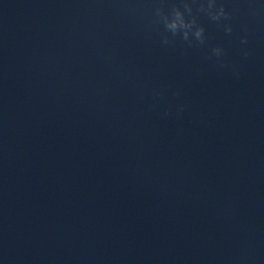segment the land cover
<instances>
[{
  "label": "water",
  "instance_id": "1",
  "mask_svg": "<svg viewBox=\"0 0 264 264\" xmlns=\"http://www.w3.org/2000/svg\"><path fill=\"white\" fill-rule=\"evenodd\" d=\"M0 106L264 239V0H0Z\"/></svg>",
  "mask_w": 264,
  "mask_h": 264
}]
</instances>
